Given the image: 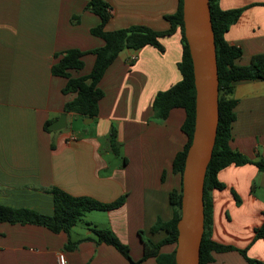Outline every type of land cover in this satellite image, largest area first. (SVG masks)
<instances>
[{"label": "crops", "instance_id": "obj_1", "mask_svg": "<svg viewBox=\"0 0 264 264\" xmlns=\"http://www.w3.org/2000/svg\"><path fill=\"white\" fill-rule=\"evenodd\" d=\"M88 1L0 0V203L51 214L52 187L100 202L123 196L116 208L85 213L101 214L103 220L85 221L110 228L137 261L143 253L141 236L153 243L166 236L163 229L151 227L157 219L171 218L169 192L180 187L172 161L187 141L181 129L185 110L172 107L158 120L153 118V101L182 78L181 32L176 27L158 36L161 48H123L97 82L103 95L95 119L86 122L66 112V127L47 131L45 122L56 120L76 96L61 91L68 78L87 75L95 60L90 51L104 45L90 32L100 17L85 8ZM106 1L111 8L105 25L109 30L143 25L166 31V16L178 5V0ZM218 3L222 9L243 8L225 40L241 49L235 64H250L253 55L264 52V0ZM70 48L85 52L82 68L68 69L67 77L52 74L57 61L53 54L60 58ZM232 97L236 103L229 145L264 161V79L236 81ZM78 120L81 124L74 131L70 124ZM112 128L120 144L116 155L109 146ZM217 177L225 187L210 191L211 238L264 261V236L253 240L264 222V171L253 163L230 164ZM76 225L70 230L72 240L92 236L86 225L83 230L74 229ZM68 238L64 231L38 224L0 222V264H58L60 252L66 264H132L112 245L90 239L67 249ZM174 247L162 244L158 252L170 253ZM212 257L208 264H249L237 250L213 252ZM138 264L158 262L149 256Z\"/></svg>", "mask_w": 264, "mask_h": 264}, {"label": "trees", "instance_id": "obj_2", "mask_svg": "<svg viewBox=\"0 0 264 264\" xmlns=\"http://www.w3.org/2000/svg\"><path fill=\"white\" fill-rule=\"evenodd\" d=\"M86 9L94 12L100 17V23L92 27L90 32L104 40V45L91 50L95 55V60L91 71L87 75L68 78L63 93L76 92V96L65 103L63 111L74 112L77 115L93 120L97 115V102L102 97L103 92L97 86L105 68L115 59L123 48L137 49L146 44L161 48L157 37L172 32L179 27L182 41V57L178 63L182 78L167 90L156 94L153 101V118L162 120L166 117L172 107H182L185 110V119L181 129L187 136V141L182 150L178 151L172 161V170L180 176L179 190L169 192V202L172 206V216L167 221L157 219L151 227V231L163 229L166 236L160 241L153 243L141 236L143 244L142 256L133 261L128 253V247L122 243L113 231L108 227H97L85 220L83 216L90 210H109L120 206L124 197L121 196L111 202H100L88 196H74L57 187L51 188L53 196V212L43 214L30 208H15L0 203V222L9 223H32L42 225L53 232L64 231L68 234L67 249H73L78 242L90 239L96 244L105 243L112 245L132 264H138L146 257L155 256L158 264H175L174 251L170 253H159L158 249L162 244H176L177 227L176 223L180 217L181 200V174L184 166V159L187 148L191 142L194 124V98L195 89L193 83L192 63L188 50V45L183 33L182 22V0H178L176 11L172 15L166 16L169 28L166 31H155L143 25H130L117 29H106L105 25L110 18L111 8L106 0H89ZM210 19L214 35L217 76H218V123L216 128L215 142L213 145L211 158L207 164L204 188H203V234L199 246V263L208 264L212 261L213 252H224L237 250L249 264H264L246 254L245 249L236 248L230 244H222L211 238V213L212 201L210 191L221 190L225 187L219 181L218 172L230 164L239 166L246 163H253L259 170L264 171V161L262 158L252 160L243 153L234 150L229 145L231 139V123L235 119L234 106L236 100L232 97L233 85L236 81L245 79H264V52L252 56L250 64L240 66L235 64V60L241 55V49L226 42L225 33L233 24L243 8L222 9L218 0H209ZM85 52L75 48L67 49L63 55L53 54L57 61L52 64L51 72L54 75L68 76V69L82 68L81 56ZM49 121L45 122L44 129ZM109 146L113 154H119L120 144L116 140V133L112 128L109 132ZM233 193L236 202L239 201L237 195ZM79 221L90 229L92 236H85L72 240L70 230ZM264 236V222L255 229L254 239Z\"/></svg>", "mask_w": 264, "mask_h": 264}, {"label": "water", "instance_id": "obj_3", "mask_svg": "<svg viewBox=\"0 0 264 264\" xmlns=\"http://www.w3.org/2000/svg\"><path fill=\"white\" fill-rule=\"evenodd\" d=\"M183 33L192 63L194 124L181 174L180 217L176 223L175 264H198L203 234V188L218 123V76L209 0H182ZM91 118L87 117L86 122ZM66 113L47 125L65 128Z\"/></svg>", "mask_w": 264, "mask_h": 264}, {"label": "rangeland", "instance_id": "obj_4", "mask_svg": "<svg viewBox=\"0 0 264 264\" xmlns=\"http://www.w3.org/2000/svg\"><path fill=\"white\" fill-rule=\"evenodd\" d=\"M82 121L84 122V119ZM80 124H81L80 120L71 123L70 124L71 129L74 130V131L77 130L78 129V125H80ZM96 212H102V211L99 210V211H96ZM100 216H101V214H98V215H92V214L91 215H85V216H83V220H85V218L87 217L88 219H92L94 221H98L99 222V221L103 220V218H101ZM84 228H85V224L83 223V221H79L77 223V225L74 227V229H77V230L78 229L83 230Z\"/></svg>", "mask_w": 264, "mask_h": 264}, {"label": "built area", "instance_id": "obj_5", "mask_svg": "<svg viewBox=\"0 0 264 264\" xmlns=\"http://www.w3.org/2000/svg\"><path fill=\"white\" fill-rule=\"evenodd\" d=\"M57 263L58 264H66L65 256L62 252L57 254Z\"/></svg>", "mask_w": 264, "mask_h": 264}]
</instances>
